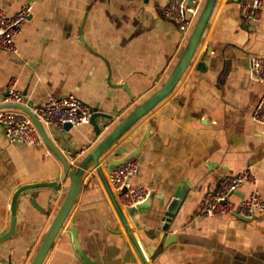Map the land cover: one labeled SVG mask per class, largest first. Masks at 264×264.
<instances>
[{"label":"crops","instance_id":"0c3cea01","mask_svg":"<svg viewBox=\"0 0 264 264\" xmlns=\"http://www.w3.org/2000/svg\"><path fill=\"white\" fill-rule=\"evenodd\" d=\"M167 1L0 0L10 17L23 5H33L16 40L18 53L0 48V99L14 81L27 92L29 104L73 94L108 115L98 119L105 127L100 134L91 123L70 132L83 146V157L159 89L179 61L188 39L164 17ZM255 56L264 57V17L247 22L239 1L220 0L174 92L109 153L119 159L132 152L151 123L133 183L150 187L152 195L129 221L145 250L158 249L152 264H264V215L244 220L198 214L211 186L250 164L264 199V125L252 118L264 83L251 77ZM62 173V163L46 145L13 143L0 126V236L11 225L14 191L28 183L60 181ZM183 181L189 190L169 230L177 240L159 246L158 227ZM68 187V180L60 181L56 189L21 197L16 233L0 243V264L31 263ZM251 190L245 185L235 198L247 197ZM71 227L95 263L142 264L94 169L86 173L72 215L44 264H88L78 254Z\"/></svg>","mask_w":264,"mask_h":264},{"label":"built area","instance_id":"2783aa9c","mask_svg":"<svg viewBox=\"0 0 264 264\" xmlns=\"http://www.w3.org/2000/svg\"><path fill=\"white\" fill-rule=\"evenodd\" d=\"M205 0H168L162 9L164 17L175 23L185 39L190 33L203 8ZM241 15L250 23H259L264 17V0H239ZM31 3L23 5L14 16H8L0 8V48L18 53L16 40L22 34L24 26L32 14ZM251 77L257 83H264V57L255 56L251 59ZM7 96L2 104L24 105L31 109L52 136V127L63 129L69 123L73 128L88 124L94 110L79 97H50L38 107L31 106L22 91H19L14 81L6 89ZM253 120L264 125V92L257 103ZM0 126L5 136L13 143H21L40 148L45 142L33 119L25 112L14 109L0 110ZM69 154L71 165L77 164V158ZM139 173V162L131 159L123 162L108 174V180L124 210L135 208L145 203L152 195L150 187L135 185L134 178ZM251 185L252 190L247 197L235 198V195L245 185ZM198 214L213 218L237 215L244 219L254 220L264 215V199L255 175V166L250 164L237 173L222 176L215 186L204 193Z\"/></svg>","mask_w":264,"mask_h":264},{"label":"water","instance_id":"95a60500","mask_svg":"<svg viewBox=\"0 0 264 264\" xmlns=\"http://www.w3.org/2000/svg\"><path fill=\"white\" fill-rule=\"evenodd\" d=\"M220 0H205L203 8L198 16V19L190 33L187 40L185 49L172 70L169 78L166 82L157 89L152 95H150L145 101L136 106L124 119H122L115 127H113L102 139L99 141L86 155L80 157V154L84 150L83 146L77 145L73 139L69 136L73 127L71 124L67 123L64 125L63 129H59L56 126L52 127V136H50L41 123L39 118L33 113L31 109L24 105L15 104H2L7 93L3 94L0 99V110L2 109H14L27 113L36 124L45 145L52 151L54 155L60 160L63 166V173L60 181L69 182L68 191L60 204L57 213L52 220L36 254L34 255L30 264H44L54 243L58 239L61 231L63 230L65 224L69 220L74 210V207L79 198L80 192L83 187L84 177L90 169H94L98 174L105 191L114 207V210L122 223L126 234L132 245L134 246L142 264H152V259L157 253V248L144 249L141 242L135 235L133 228L130 224L129 217L134 219L138 213L140 207L145 204H141L138 207L130 208L124 210L121 206L115 192L113 191L110 182L108 180L107 173H111L115 167L122 164L123 162L131 159H137L141 152L146 140L152 135L151 123H148L146 132L144 133L142 139L138 143L137 147L125 155L117 159L114 155L109 154L111 149L132 129L138 124L143 118L149 115L158 105H160L164 100H166L176 89L177 85L183 78L184 74L191 66L194 58L197 55L199 47L202 43L203 37L208 29L210 20L215 12V9ZM239 1V0H230ZM27 95V92L24 94ZM34 107H38L41 104H33ZM94 110V109H93ZM108 115L96 112L94 110L93 116L91 118V125L95 128L96 133L100 134L105 128L98 122L99 118H107ZM72 157L77 158V164L71 165L69 162V154ZM60 181H49V182H35L28 183L20 186L16 191H14L11 201V225L9 230L0 236V243H4L10 240L16 233L17 227V216L18 207L21 197L28 192L43 189H56L60 186ZM183 181L177 186L174 191V197L168 205L165 218L159 225L157 230V238L159 240V246L167 247L172 241L177 240L176 235L169 233L171 224L176 216V213L181 205L182 200L185 198L188 187ZM31 204L40 211L44 209L39 205L36 199L31 200ZM239 217V216H238ZM241 218V217H240ZM244 219V218H242ZM250 220V219H244ZM73 234V241L77 247L78 254L82 259L88 264L95 263L88 255H86L79 244L77 232L75 227H71ZM8 264V263H5ZM11 264H15L11 262ZM122 264H134V263H122Z\"/></svg>","mask_w":264,"mask_h":264},{"label":"rangeland","instance_id":"374dc122","mask_svg":"<svg viewBox=\"0 0 264 264\" xmlns=\"http://www.w3.org/2000/svg\"><path fill=\"white\" fill-rule=\"evenodd\" d=\"M67 223H68V221H67Z\"/></svg>","mask_w":264,"mask_h":264}]
</instances>
